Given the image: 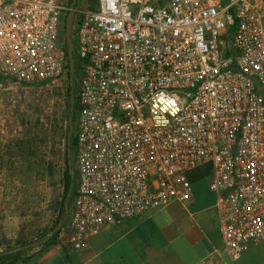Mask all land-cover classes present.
Segmentation results:
<instances>
[{"label": "built area", "instance_id": "built-area-1", "mask_svg": "<svg viewBox=\"0 0 264 264\" xmlns=\"http://www.w3.org/2000/svg\"><path fill=\"white\" fill-rule=\"evenodd\" d=\"M71 0H0V91L66 78ZM68 242L173 201L209 166L223 247L264 240V0L80 1Z\"/></svg>", "mask_w": 264, "mask_h": 264}, {"label": "rangeland", "instance_id": "rangeland-1", "mask_svg": "<svg viewBox=\"0 0 264 264\" xmlns=\"http://www.w3.org/2000/svg\"><path fill=\"white\" fill-rule=\"evenodd\" d=\"M81 3L93 8L97 0ZM67 85L65 78L0 91V250L37 241L59 217ZM74 161L73 175L76 154Z\"/></svg>", "mask_w": 264, "mask_h": 264}, {"label": "crops", "instance_id": "crops-1", "mask_svg": "<svg viewBox=\"0 0 264 264\" xmlns=\"http://www.w3.org/2000/svg\"><path fill=\"white\" fill-rule=\"evenodd\" d=\"M210 173L209 166L189 172L187 204L173 201L104 228L80 250L71 248L64 226L54 244L26 249L14 264H264V240L234 260L226 255Z\"/></svg>", "mask_w": 264, "mask_h": 264}, {"label": "trees", "instance_id": "trees-1", "mask_svg": "<svg viewBox=\"0 0 264 264\" xmlns=\"http://www.w3.org/2000/svg\"><path fill=\"white\" fill-rule=\"evenodd\" d=\"M66 14L64 15L65 18ZM63 35H64V31H63ZM72 38L74 41L75 35L74 32L72 34ZM64 39V38H63ZM66 47V46H65ZM74 58H75V77L77 75V67H78V55L75 51L74 53ZM67 68V72H66V78H68V64L66 66ZM73 88V93H71V90ZM74 94L75 96V103H74V117H73V121H75V113H76V109H77V98H76V84L74 82L73 87H71L70 85H67L66 87V107H67V111L69 109V98L70 95ZM67 118H65V121L67 122ZM68 126L67 124L64 125V128L62 130V137L64 139V153H63V161H64V171H63V195H62V201L60 202V208H59V217L57 218L56 224L58 223V221L60 219H62V225L59 229H54L56 227V224L49 228L44 230V232H42L41 234L38 235V240L41 241L43 247H48L49 245L54 244L59 236V233L61 231V229L66 225L67 220L65 218V211H64V202L67 201L68 204V211L71 208L75 193H76V171L75 174L73 176H71V174L69 173V165H71L73 171L75 170V161H74V156L76 154V139L73 133L72 136V141H71V145L69 147L66 146V142H65V136H66V132H67ZM71 188V195L69 198L66 197L67 192L69 191V189ZM26 244V243H24ZM15 247H10V248H6L4 250H0V264H14L18 259L23 258V255L25 254L26 250H16L14 249Z\"/></svg>", "mask_w": 264, "mask_h": 264}, {"label": "water", "instance_id": "water-1", "mask_svg": "<svg viewBox=\"0 0 264 264\" xmlns=\"http://www.w3.org/2000/svg\"><path fill=\"white\" fill-rule=\"evenodd\" d=\"M81 0H71L69 3L68 11L66 13L65 19H64V42L66 46V55H67V64H68V81L69 85L73 87L74 84V78H75V58H74V53H75V44L72 38L73 34V19H74V14L76 11V8L78 7L79 3ZM71 93H73V88L71 90ZM74 103H75V96L74 94L70 95L69 98V115L67 118V132L65 136V144L67 147L71 145L72 141V136L74 133V122H73V115H74ZM69 173L71 176H73V169L71 165H69ZM71 188L66 194V197L69 198L71 195ZM64 211H65V217L68 216V204L67 201L64 202ZM62 225V219L58 221L56 224V227L54 228L59 229ZM41 244L40 240L34 241V242H29L27 244H22L19 246H16L14 249L16 250H26L31 247H35Z\"/></svg>", "mask_w": 264, "mask_h": 264}]
</instances>
